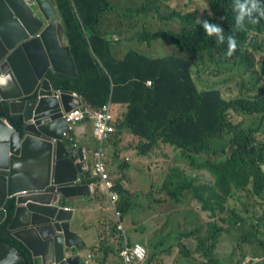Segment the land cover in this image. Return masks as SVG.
I'll return each mask as SVG.
<instances>
[{
  "label": "trees",
  "instance_id": "1",
  "mask_svg": "<svg viewBox=\"0 0 264 264\" xmlns=\"http://www.w3.org/2000/svg\"><path fill=\"white\" fill-rule=\"evenodd\" d=\"M55 1L75 60L77 76L51 72L49 77L53 85L77 92L95 108L109 100L119 103V107L114 108L123 125L119 124L118 128L124 126V129L145 140L137 148L140 159L154 158L166 150L174 159L176 167L162 184V189L171 198L179 201L182 193L189 191L192 198L200 203L201 209L211 215L216 210L226 211L245 202L244 197L238 199L240 203L230 202L233 188L248 193L252 191L264 199V173L260 167V162H264V141H256V133L260 130L264 139V80H251L254 92L235 96L231 100H225L217 89L199 92L190 74V60L173 56L150 58L134 50H130L123 59L115 57L113 45L104 37L100 22L107 15L118 18L124 31H129V26H144L147 12L130 8L129 0ZM208 2L210 9L218 14L231 10L237 15V0ZM174 42L180 48L187 47L188 51L195 52L205 39L196 25L193 34L184 38L174 37ZM252 45L262 47L256 42ZM262 75L264 77V64ZM147 80L152 81L151 86L146 84ZM248 90L251 91V88ZM230 109L246 115L248 124L230 121ZM3 115L13 127L21 130L18 116L0 110V116ZM119 137L120 132L115 138ZM154 145L157 147L156 155L151 153ZM121 150V147L115 148L114 155L109 159L113 170H123L127 164L119 160ZM211 154L216 155L214 160L209 159ZM96 180L90 170L85 172L84 183ZM250 182L252 190L248 189ZM113 188L121 194L119 207L124 214L131 209L132 200L138 196L131 190H124L119 180ZM14 206L15 199H8L5 204L7 217L0 225V241L14 245L24 257L25 264H33L29 252L10 236L7 229ZM245 222L248 233H243L242 239L247 241L251 232L258 239L264 235V214L258 218L232 216L229 227ZM222 229L210 222L207 234L198 237L200 248L211 259L217 233ZM195 232L190 230L187 236ZM261 241L264 242V239ZM146 243L151 244L150 241ZM251 243L244 257L237 254L242 260L256 254L252 253L255 248Z\"/></svg>",
  "mask_w": 264,
  "mask_h": 264
},
{
  "label": "water",
  "instance_id": "2",
  "mask_svg": "<svg viewBox=\"0 0 264 264\" xmlns=\"http://www.w3.org/2000/svg\"><path fill=\"white\" fill-rule=\"evenodd\" d=\"M33 3L0 0V72H13L22 83L20 94L28 98L8 104L10 113L24 119L20 131L0 117V225L7 216V200L14 198L7 228L29 252L33 264H75V248L67 244L70 223L65 222L73 210L59 202L83 176V149L69 152L60 140L66 123L58 99L38 98L52 94L44 90L50 88L49 81L44 79L41 89L36 88L49 68L69 75H76V68L54 0H36L37 15L30 6ZM8 97L0 88V100ZM71 99L70 92L62 94L66 111L73 106ZM51 138L58 140L53 143ZM60 152L64 158L55 160L52 155L58 158ZM0 264H25V259L14 245L0 241Z\"/></svg>",
  "mask_w": 264,
  "mask_h": 264
},
{
  "label": "rangeland",
  "instance_id": "3",
  "mask_svg": "<svg viewBox=\"0 0 264 264\" xmlns=\"http://www.w3.org/2000/svg\"><path fill=\"white\" fill-rule=\"evenodd\" d=\"M186 4L189 6L193 5L196 10H203L206 8L207 1L181 0L179 2V0H177L175 6L179 12H183L187 9ZM129 5L131 6L130 8H134L137 3L135 0H129ZM115 7L117 6L115 5ZM146 9H156L162 14H165L168 11V9L160 3V0L152 2L146 7ZM158 22L161 24L162 29L171 28L172 30L179 31L182 28L181 19L175 16L170 19L158 17ZM105 25L110 31H116L118 37L123 34L119 19L115 16L107 17L105 19ZM128 28L130 29V34L137 38L139 30L135 26H129ZM256 33L257 32L252 31L249 34V37ZM259 37L262 40L263 37L261 34H259ZM155 42L156 44H159L157 52H154L151 47L149 51L145 52L147 55L165 56L172 53H178L175 47V49L171 48L173 45L168 44L167 41L161 38H158ZM260 56L261 55L257 53L255 55V69L258 71L260 70ZM201 58L202 61L208 63L209 67L218 75L217 85L221 88L225 97H235L238 95H245L248 92H254L251 80H254L255 78L251 77V70H246L245 67L240 66L236 57L233 59L226 58L222 54L218 57L215 49L207 48L202 52ZM248 88H251V91H249ZM231 118L234 121H239L243 117L231 113ZM114 126L115 133L120 131V137L116 139L114 134V136L104 144L106 164L111 178L112 187L115 186L116 180H119L120 186L124 190H131L133 183L131 177L133 172L136 171L139 180L135 192L137 196H139V201L140 203L147 201L152 203L150 208L144 207L142 204L141 206H138L136 210H140V213L138 214L142 215L135 217L134 220L129 219L124 222V224H126V238L128 241L130 240L131 230L134 231L137 227H141L143 230L145 229V239H147V241L152 240L154 237L153 231H148L147 228L155 223L156 225H161L162 229L165 230V232H168L165 237V242L158 246L159 249L168 250V252L164 253L163 258L158 259V263L154 264H252V259L251 261L248 258L242 260L237 255L239 254L244 257L245 253L250 250V242H253L251 243V246L255 248V252L252 251V253L261 251L257 255L261 256L262 260H256L255 262H257V264H264V247L259 243L261 239H264V235L260 236L258 239L256 234L251 232L247 235L246 241L245 239H242V234L248 233L246 222L244 224L229 227L230 218L232 216L261 217L264 214L263 201L252 196L245 198V202L236 208L229 207L226 211L216 210L214 215H210L208 211H203L201 209L200 203L192 198L189 191L182 193L179 201L174 200L170 197L167 191L162 189V184L168 174L172 173L176 167L174 159L170 153L166 150L165 152H162V155H158L154 158L149 157L145 159L144 162H134L132 158L133 151L135 147H138V145L145 142V140L134 135L127 129L119 130L115 123ZM88 129L90 137L96 140L91 122H88ZM118 147L122 148L119 160L127 162L123 170H113L109 163V159L114 155V149ZM151 153L154 155L157 154L156 145L153 146ZM135 156L137 155L135 154ZM87 158L90 163L92 160L90 153ZM120 199V193L114 194V200L116 202L115 210H119L122 213V210L119 207ZM232 201L234 200L231 199L230 202ZM128 203H130V199H128ZM126 213H122L123 221ZM208 222L215 223L217 226L223 228L217 233L215 240L216 243L211 251L212 259L200 248V242L198 240V237L206 235L208 231ZM226 228L227 231L225 230ZM190 230H196V232L191 236H185L183 234L185 231L189 232ZM135 234L139 233L135 232ZM141 242L145 244L149 257L150 252L147 243L144 239H141ZM261 244L264 246L263 241H261ZM186 255H188V257H185ZM155 260L154 257L152 262ZM111 262L114 264L117 263V256H113ZM144 264H149L148 258Z\"/></svg>",
  "mask_w": 264,
  "mask_h": 264
},
{
  "label": "clouds",
  "instance_id": "4",
  "mask_svg": "<svg viewBox=\"0 0 264 264\" xmlns=\"http://www.w3.org/2000/svg\"><path fill=\"white\" fill-rule=\"evenodd\" d=\"M29 1L30 0H24V2L26 4H29ZM156 1L157 0H135L137 5L134 7V9L136 11L144 10L145 12L152 13V15L155 16L154 23L145 24L144 26L137 28L139 30V35L137 38H135L133 35L130 34V30L129 31L123 30V34L120 37H118L116 31L115 32L110 31L105 25V19L109 16L106 15V18L101 19L100 29L104 33V37L107 40H109L111 42V44L113 45V53L117 59H119V60L123 59L130 50H134V51H137V52H139V53H141L147 57H150V58H162V57L173 56V57H177V58H180L183 60H190L191 61L190 74H191V77L193 79V82L195 84L196 89L199 92H203V91H207V90H211V89H217L221 92V95L225 100H231L233 97L227 98L224 96V93L222 92L221 88L218 87V85H217L218 84V82H217L218 75L209 67L208 63H205L204 61H202L201 56H202V52L205 49H207V48L215 49L218 57H220V54H222L226 58H231V59L236 57L238 59V64H240V66L245 67L246 70H251V77L252 78L264 80V77L262 75V66L264 64V59H263V57H264V0H243V2H240V0H237V3L235 5V10L237 12V15L232 13L231 10L230 11L228 10V12L224 13V14H218V13L214 12L213 10L210 9L208 0H206L207 1L206 8H204L203 10H196V8L193 7V5L189 6L188 4H186L187 9L183 12H179V10L175 6L177 3V0H160V3L163 4L165 6V8L168 9V11L165 14L158 12L156 9H141V8L149 6L152 2H156ZM180 1L181 0H179V2ZM54 2H55L54 7L56 9V13L59 16L56 1L54 0ZM30 6H31V8L34 9L35 14L37 15L36 0H34V3L30 4ZM173 16L181 19V26H182L181 30L175 31L169 27H168L169 29H162L161 24L158 22V17L170 19ZM60 19H61V17H60ZM61 21H62V19H61ZM196 25L199 26L200 34L205 39V42L202 43V46H200L195 52L188 51L187 47L180 48L174 42V37L184 38L186 36L187 37L190 36L191 34H193V31H194ZM252 31H255L257 33L253 34V35H251V37H249V34ZM160 33H165L166 35L162 36ZM259 34L262 35V37H263L262 40L260 39ZM158 38H161V39L167 41L168 44L173 45L171 48L172 49L176 48L178 53H172V54L165 55V56H149V55H147L145 52L149 51L151 49V47L153 48L154 52H157V50L159 48V44H156L155 41H157ZM68 42H69V40H68ZM253 42L261 44L262 47L261 48L254 47L252 45ZM69 49H70V45H69ZM256 53L261 55L260 61H259V66H260L259 71L255 69V66H256L255 55H256ZM72 57H73V55H72ZM74 63H75V60H74ZM75 68H76V64H75ZM51 72L63 74V75L70 76V77H76L77 76V68H76V75H69V74H65L62 72H57V71H54L52 68H49L47 70V72L44 74V76L39 80V84H38L36 89H37V91L39 89H41V84H42V81L44 79H47L49 81L50 88H45L44 90L45 91H51L52 94H43L41 96L38 95V98L53 97V98L58 99V101L60 102V106H61L62 118L64 119V121L66 123V127L62 131V138L60 140L64 143L66 149L69 152L74 153L75 149H77L78 147H81L83 149V154H84L83 161L85 164H87V156L90 153L92 158H93V152L98 147V142L90 137L89 129H88V122H91L92 127H93L94 120L89 117V114L87 112H85V110L89 109V110L94 111L98 108L104 109V107H106V109L112 114L113 121L116 124V127L118 128L119 124H121V125H123V124L121 123V120L117 117V113L115 112L114 104H119V103H115V102L109 100L108 102L104 103L102 106L95 108L91 104H89L77 92L72 91V90H64L61 88H56L53 85V83L49 77V74ZM3 73H4V71L0 72V83H1V80L3 78ZM146 84L148 86H151L152 81L147 80ZM65 92H70V95L72 96V99L69 102L73 106L68 111L65 110L63 102H62V94ZM52 103L53 102H51V104ZM75 109L83 111L84 117L81 119H78L75 122L73 128L70 129L69 123L67 122L64 115L68 114L69 112H71ZM0 110H6L8 113H10V108L7 107L6 104L1 103V100H0ZM231 113L238 114V115L242 116L243 118L239 121H234L231 118ZM10 114L13 116L19 117V120H21V129H22V121H23L22 116L12 114V113H10ZM0 117H6V116L3 115ZM228 118L233 123H241L242 122L244 125L248 124V117L246 115H244L242 113H238L232 109H230L228 111ZM6 119H7V117H6ZM7 121H8V119H7ZM82 125H85V127H83V129H79V127ZM118 129L121 130L122 128H118ZM18 131H20V130H18ZM64 132H68V135L64 136V134H63ZM119 132L114 133L115 137L119 134ZM94 133H95V130L93 127V134ZM114 134L110 138H108L107 140L111 139L114 136ZM40 137H42V136H40ZM70 137H72L73 140L78 143V146H76V148H73L71 146ZM86 138H87V140H89L91 142V147H89V149H86V147H84V145H83V143H84L83 141ZM50 140L53 141V143H55L58 139L51 138ZM256 141L259 143H262L264 141L262 130H260L256 133ZM105 142H104V144H105ZM137 148L138 147H135V150L133 153V157H132L133 161L134 162L135 161L136 162L137 161L144 162L145 160L140 159V157L137 153ZM104 153H105V150H104ZM135 154L137 156H135ZM215 156L216 155H213V154L208 155L210 160H214ZM78 160H80V159H78ZM105 162H106V157H105ZM106 167H107V164H106ZM260 167H261L262 172L264 173V162H260ZM87 170H90L92 172V176L97 178L96 181H91L90 183H84L83 182V178H84L85 172ZM82 172H83L82 178L78 179L75 182V185L77 184V182H82L83 185L88 186V189L91 190L92 193H96L98 191L103 193L105 195V197L108 199L109 208L114 215V211L116 209V202L113 203L112 197H111V193L116 194L114 192V188L112 186L109 188H107L105 186L104 187L100 186L99 178L97 175L94 174L93 164L91 167H89L87 165V168L83 169ZM107 172H108V167H107ZM108 174H109V172H108ZM109 177H110V175H109ZM248 189L252 190V182H250L248 184ZM136 190L137 189H131V192L136 194V192H135ZM232 194H233L232 200H234L238 203H240V201L238 200L240 197L249 198L252 196L256 197V198H258L264 202V199H262L259 195L253 193L252 191L248 193L246 191H237L235 188H233ZM132 204L133 205L131 208H133L134 206L135 207L141 206V204L144 207H148V208H150L152 206V203L150 201L140 203L139 196L132 200ZM210 215H211V213H210ZM121 218H122V213H121ZM122 221H123V219H122ZM114 222L116 225L115 217H114ZM123 223H124V221H123ZM208 223H210V222H208ZM208 223H207V229H208ZM124 231L127 235V230L125 227H124ZM9 234H10V232H9ZM183 234L185 236H187V231H185ZM259 243L262 247H264L261 244V241H259ZM183 247H186V246H183ZM148 249L150 252L149 257H148V250H147L145 244L136 243L133 248H129V246L127 245L126 249H125V252L127 254H126L125 260L121 261L122 264H144L146 262L147 258H148L149 264L158 263V259H162L163 254L168 252V250H164V252H163L162 250H159L158 246H152V244L148 245ZM151 249H152V252H151ZM140 251H142V252H140ZM259 252H261V251H257L255 255L249 256L248 259H250V261L252 259L253 262H255L256 260H259V261L262 260L261 259L262 257L257 255V254H259ZM90 257H92V253L88 254V258H87L88 263H90V259H89ZM154 257L156 260L154 262H152V259Z\"/></svg>",
  "mask_w": 264,
  "mask_h": 264
},
{
  "label": "crops",
  "instance_id": "5",
  "mask_svg": "<svg viewBox=\"0 0 264 264\" xmlns=\"http://www.w3.org/2000/svg\"><path fill=\"white\" fill-rule=\"evenodd\" d=\"M146 24L154 23L155 16L152 13H146ZM115 108L119 107V104H114ZM85 125L79 127L83 129ZM124 129V127L122 128ZM84 147L89 149L91 147V142L84 139ZM135 150V149H134ZM134 153V151H133ZM93 164V158L91 162L83 164L82 168H87V165L91 167ZM132 188L137 189V182L139 180L136 171L132 174ZM79 183V184H78ZM79 185H83L82 182H77L75 189L72 190L68 196H63L61 199L66 202L73 210V217L71 220V227L74 231L79 233L83 239L84 245H80V254L84 255L82 258H77L74 262L75 264H84V260L87 259L89 253H92L90 257L91 264H114L111 262L113 256H117L118 262L115 264H122L121 261L125 260L126 257V246L133 248L136 243H141V239H145V229L137 227L134 231L139 234H135L133 230L130 232V240L123 235V232L116 228L114 222V215L109 208L108 199L101 192L92 193L91 190L86 188H80ZM117 193L116 190H114ZM64 204V203H63ZM137 206L131 208L124 215V222L126 220L139 217L142 214L140 210H136ZM124 227L126 224H124ZM126 228V227H125ZM148 231H153V239L150 240L152 246H159L165 242V237L168 232L162 229L161 225H156L155 223L147 228ZM126 234V233H125ZM143 244V243H141ZM161 250V249H159ZM164 252V250H162Z\"/></svg>",
  "mask_w": 264,
  "mask_h": 264
},
{
  "label": "built area",
  "instance_id": "6",
  "mask_svg": "<svg viewBox=\"0 0 264 264\" xmlns=\"http://www.w3.org/2000/svg\"><path fill=\"white\" fill-rule=\"evenodd\" d=\"M89 114V117L94 120V130H95V138L98 142V147L93 152V170L94 174L98 176L100 181L101 187H111L112 182L109 177V174L107 172L106 162H105V153H104V142L110 138L115 133V126L113 121L112 114L104 107V109H96V110H85ZM67 122L69 123V128H73L75 122L78 119H81L84 117V112L81 110H73L69 112L68 114L64 115ZM64 136L68 135V132L63 133ZM71 146L73 148H76L78 146V143L73 140L72 137H70ZM112 201L115 203L114 200V193H111ZM114 217L116 221V227L120 229L123 232V235L126 237L124 231V225L121 218V212L119 210L114 211ZM142 252V251H140Z\"/></svg>",
  "mask_w": 264,
  "mask_h": 264
},
{
  "label": "flooded vegetation",
  "instance_id": "7",
  "mask_svg": "<svg viewBox=\"0 0 264 264\" xmlns=\"http://www.w3.org/2000/svg\"><path fill=\"white\" fill-rule=\"evenodd\" d=\"M6 72H8V71L6 70L3 73V78H2L1 83H0V88H2V89L4 88V90L6 92H8L9 97L6 99H1V103L6 104L7 107H9L8 104L16 98H18L19 102L23 101V100H27L28 98L26 96L20 94L22 83H19L17 81L14 73L8 72V74H6ZM11 96H16V97L13 98ZM64 152L66 153V157H70V155H68V153L66 151H64ZM52 157H54L55 160H58V161H61L64 158V156L62 155L61 152H60V155L58 156V158L55 157V154H53ZM52 184H53V180L51 179L50 185H52ZM43 200H44V197H43ZM59 205L65 209H72L62 199H61V202H59ZM73 213H74V210H73ZM73 213H72V217H73ZM72 217L70 220L65 221V222L70 223V229L69 230H67V227H66L67 223H65V228L70 233L69 236L67 237V244L69 247L75 248V251L73 252L74 258H82V257H84V255L80 254V249H81L80 245L81 246L84 245V242H83V239L81 238V236L79 235V233L74 231L71 227ZM70 253L71 252H68V254H70ZM85 257H88V256H85ZM84 264H91V263H88V260L85 259Z\"/></svg>",
  "mask_w": 264,
  "mask_h": 264
}]
</instances>
